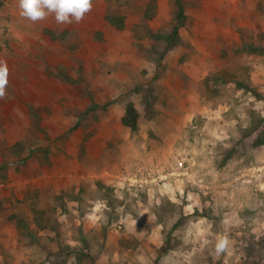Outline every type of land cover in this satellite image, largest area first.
Here are the masks:
<instances>
[{
    "label": "rangeland",
    "instance_id": "obj_1",
    "mask_svg": "<svg viewBox=\"0 0 264 264\" xmlns=\"http://www.w3.org/2000/svg\"><path fill=\"white\" fill-rule=\"evenodd\" d=\"M151 1L0 0V264H264V0Z\"/></svg>",
    "mask_w": 264,
    "mask_h": 264
},
{
    "label": "clouds",
    "instance_id": "obj_2",
    "mask_svg": "<svg viewBox=\"0 0 264 264\" xmlns=\"http://www.w3.org/2000/svg\"><path fill=\"white\" fill-rule=\"evenodd\" d=\"M92 7L93 0H19L20 15L33 22L54 14L58 23H79ZM8 84L9 68L7 64L0 63V98L6 95ZM227 244L226 238L218 239L216 251H224Z\"/></svg>",
    "mask_w": 264,
    "mask_h": 264
},
{
    "label": "trees",
    "instance_id": "obj_3",
    "mask_svg": "<svg viewBox=\"0 0 264 264\" xmlns=\"http://www.w3.org/2000/svg\"><path fill=\"white\" fill-rule=\"evenodd\" d=\"M153 2L155 0H152ZM151 1V2H152ZM178 3H179V7H180V10H181V14L183 13V6L181 4V0H177ZM155 8V7H154ZM111 22H119L121 24H123V21H122V18L121 17H114V16H111L109 15L107 17ZM139 111L138 109L136 108V106L134 105L133 102H129L126 106V111H125V114L123 116V124L126 125V126H129L131 129L133 130H136L138 128V121H139ZM164 250L166 251V248H164ZM158 263V258L157 260L155 261L154 264H157Z\"/></svg>",
    "mask_w": 264,
    "mask_h": 264
}]
</instances>
